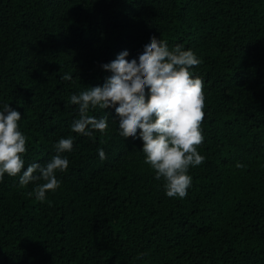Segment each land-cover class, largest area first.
Returning <instances> with one entry per match:
<instances>
[{
    "label": "trees",
    "instance_id": "obj_1",
    "mask_svg": "<svg viewBox=\"0 0 264 264\" xmlns=\"http://www.w3.org/2000/svg\"><path fill=\"white\" fill-rule=\"evenodd\" d=\"M153 36L202 61L190 71L204 82L205 159L183 199L166 196L114 108L89 110L104 133L71 131L70 97L102 87L120 53L138 62ZM5 104L21 114L22 172L61 138L73 147L43 202L28 195L43 181L0 180V264H264V0H0Z\"/></svg>",
    "mask_w": 264,
    "mask_h": 264
},
{
    "label": "clouds",
    "instance_id": "obj_2",
    "mask_svg": "<svg viewBox=\"0 0 264 264\" xmlns=\"http://www.w3.org/2000/svg\"><path fill=\"white\" fill-rule=\"evenodd\" d=\"M128 55L124 51L102 66L111 73L102 87H91L70 97L71 104L79 106V118L73 121L71 131L84 136H91L93 131L104 133L107 117L97 119L88 114L89 110L114 108L122 137L135 139L139 130L144 163L154 170L157 180L163 178L166 196L183 199L192 183L187 174L189 167L199 166L205 159L197 150L204 140V82L198 76L193 78L190 71L202 61L181 46L169 50L167 41L155 36L144 47L138 62L127 60ZM62 79L69 81L72 76L65 74ZM20 119L21 114L8 104L0 111V180L7 173L19 176L21 187L43 181L36 185L34 193H28L43 202L46 193L60 187L56 173L69 166L68 159L60 154L72 149L73 139L61 138L54 146L57 154L45 166L33 163L22 172L27 139L19 131ZM98 153L101 160L106 158L102 149ZM37 172L40 175H34Z\"/></svg>",
    "mask_w": 264,
    "mask_h": 264
}]
</instances>
